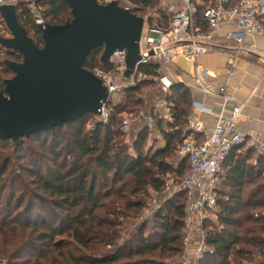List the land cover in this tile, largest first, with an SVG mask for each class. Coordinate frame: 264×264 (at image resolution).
Instances as JSON below:
<instances>
[{"label": "trees", "instance_id": "obj_1", "mask_svg": "<svg viewBox=\"0 0 264 264\" xmlns=\"http://www.w3.org/2000/svg\"><path fill=\"white\" fill-rule=\"evenodd\" d=\"M137 7H153L157 0H129ZM45 23L71 20L62 0H39ZM18 23L34 43L43 39L27 2L15 5ZM141 16L142 11H133ZM4 25V24H3ZM8 33L3 27L1 36ZM103 47L83 61L89 71L107 70L100 62ZM0 91L13 74L10 61L18 52L0 47ZM157 75L159 65L139 68ZM140 82L122 91L124 102H107L108 121L94 122L83 131L85 114L76 121L20 137L15 144L0 140V261L4 264H182L185 250L187 194L181 187L163 206L140 219L148 189L161 192L165 176L178 179L188 170V159L176 148L188 135L186 116L192 106L189 89L175 82L165 94L169 120L153 112L161 144L151 128L140 130L131 145L123 140L120 112L143 105ZM123 132V133H122ZM199 136V134H198ZM116 137L121 139L116 140ZM148 138L157 146L147 147ZM35 143L31 148L30 143ZM8 143V144H7ZM64 145V146H63ZM65 145L70 150L66 151ZM8 147V148H7ZM130 150L133 153H130ZM72 153L68 164L64 154ZM52 156L50 166L39 157ZM67 155V157H68ZM255 160V163H252ZM24 175V177H23ZM216 186V222L204 218L200 229L207 250L196 264H247L264 260V157L233 147L226 157ZM182 180V179H181ZM221 180V181H220ZM181 186V185H180ZM222 187V188H221ZM184 198V199H183ZM256 214V215H255ZM215 222V223H214ZM135 227V229H134ZM174 259V260H173Z\"/></svg>", "mask_w": 264, "mask_h": 264}, {"label": "built area", "instance_id": "obj_2", "mask_svg": "<svg viewBox=\"0 0 264 264\" xmlns=\"http://www.w3.org/2000/svg\"><path fill=\"white\" fill-rule=\"evenodd\" d=\"M38 1L25 0L37 26L45 23L44 9ZM111 1L119 4L118 0H97L101 4ZM123 1L122 8L132 13L134 10H141L144 14L140 16L143 18L139 39L140 60L133 73L125 77L126 51L115 50L108 59L107 70L94 68L91 71L108 92L107 99L102 102L97 113H93L95 122H107L110 113L107 102L111 100L115 103V96L140 82L150 81L156 88L167 93L175 83L169 67L180 58L194 65L193 83L202 93L218 96L224 103L234 101L224 86L215 87L207 82L208 72L206 69L198 70L197 58L212 51L217 42L232 43L234 56H237L243 50L247 36L264 37V0H157L153 7H137L129 0ZM19 2L20 0H0V5H16ZM224 24L227 28L222 30ZM150 63L159 65L157 75H146L139 71L141 66ZM227 73H231V69ZM198 109L204 108L192 102L186 116L190 134L176 148L177 155L186 157L189 165L181 180V187L187 194L185 247L193 239L191 235L194 223L198 221L201 224L204 218L215 215L217 177L230 150L238 147L240 152L252 150L254 156L264 157V139L250 130L238 128L236 108L229 115L220 111L209 129L195 118L194 111ZM151 119L148 116L145 122L149 128L154 126ZM130 127L131 119L123 117L121 130L127 133ZM194 220L196 221L193 223ZM199 237L198 254L201 255L207 247L203 242L202 232Z\"/></svg>", "mask_w": 264, "mask_h": 264}, {"label": "water", "instance_id": "obj_3", "mask_svg": "<svg viewBox=\"0 0 264 264\" xmlns=\"http://www.w3.org/2000/svg\"><path fill=\"white\" fill-rule=\"evenodd\" d=\"M71 10L70 21L38 25L43 45L37 46L18 23L15 5H0V16L10 36L0 35V47L22 55L10 61L12 76L0 91V140L12 144L20 137L76 121L97 113L107 89L84 59L103 47L100 62L107 64L115 50H125V77L140 60L139 39L143 18L116 1L62 0Z\"/></svg>", "mask_w": 264, "mask_h": 264}, {"label": "crops", "instance_id": "obj_4", "mask_svg": "<svg viewBox=\"0 0 264 264\" xmlns=\"http://www.w3.org/2000/svg\"><path fill=\"white\" fill-rule=\"evenodd\" d=\"M226 28L227 25L224 24L222 30ZM196 67L198 70L206 69L209 76L207 82L215 87L224 86L226 92L233 96L234 101L224 103L218 96L202 93L193 83L194 65L187 60L177 59L174 65L169 67L172 79L175 82L183 83L189 89L192 102H196L204 108L194 111L195 118L209 129L215 123L220 111L229 115L236 108L238 110V128L250 130L256 136L264 139V37L247 36L243 50L237 56H234L232 43L217 42L212 51L197 58ZM229 69H231V73L228 74ZM155 107L154 112L167 122L170 118L165 100L157 102ZM155 128V125L151 128L153 136L161 144L160 136ZM194 225L196 229H200L195 223ZM198 235L200 233L192 231L193 239L186 247L188 253L190 251L194 253L195 259L200 256L198 254V248H200Z\"/></svg>", "mask_w": 264, "mask_h": 264}, {"label": "rangeland", "instance_id": "obj_5", "mask_svg": "<svg viewBox=\"0 0 264 264\" xmlns=\"http://www.w3.org/2000/svg\"><path fill=\"white\" fill-rule=\"evenodd\" d=\"M119 2V6H124V1L122 0H118ZM121 6V7H122ZM143 12L141 14V16H143ZM3 19L0 16V31L3 32V27L5 25H3ZM6 37L10 36L9 32L5 34ZM4 59L3 56H0V60ZM142 90L143 93L141 94V98L143 100V105L140 107H130V108H126V110L124 112H120V117L119 118H123V117H129L131 119V127L129 128V131L127 133H123L124 134V138L122 137L123 140L127 141L129 145H131L132 141L135 139L136 134L142 130L143 128L146 127V120L147 117L151 114H153V112L155 111L156 107L155 104L157 102L160 101H164L165 100V94L163 92H161L158 88H156L155 86H153L152 84H143L142 85ZM124 96L121 94L117 95L114 97L116 103L119 102H124ZM95 122V118L94 116H92L91 118H86L84 125H83V131L89 129L93 123ZM121 130V129H120ZM121 139V137H116V140ZM32 143H30V147L34 148L35 147V143H33V141H31ZM160 142V141H159ZM8 144V143H7ZM159 144V143H157ZM155 140H153L152 138H148L146 146L147 147H151L152 145L155 147L157 146ZM64 146V145H63ZM8 148V147H7ZM65 150L68 151L70 150V148L65 145ZM130 153H133L130 150ZM45 155V154H44ZM68 154H64V157L67 159L68 164H71L72 162H76L77 159L74 160V156L72 153ZM73 158V160H72ZM40 161L43 163V165L46 166H50L51 165V161H52V156L50 155H45V157H39ZM72 161V162H71ZM24 177V175H23ZM181 179L182 177L180 176L178 179H174L173 177H171L170 175L165 176V187L161 192H155L153 190H149L148 189V195L147 198L143 199L144 202H146V206L143 210H145L141 216L140 219H137L135 222L134 221H130V224L127 226V229L132 228L133 226L131 225L132 223L138 224L137 222H141L144 219H150L151 216L153 215V211L159 209L161 206H163L165 204V202L171 197L173 196L177 191H179L181 189ZM221 181V180H220ZM218 183L220 184L219 180ZM222 188V187H221ZM184 199V198H183ZM216 215H211L209 216L207 219H211L213 221L216 222ZM196 220H194L193 222H195ZM214 222V223H215ZM196 226L198 225L200 227V223L198 221L195 222ZM132 226V227H131ZM133 229V228H132ZM135 229V227H134ZM194 230L193 233H200V229H196L195 225H194ZM199 236V235H198ZM186 252V253H185ZM186 254V255H185ZM174 260V259H173ZM181 260V263L184 264H196L197 259H195L194 253L192 251H190L189 253L186 251V248L184 250V254L182 256L181 259H179V261ZM0 262H4V261H0ZM247 264H264V260L263 259H257L254 262H249Z\"/></svg>", "mask_w": 264, "mask_h": 264}]
</instances>
